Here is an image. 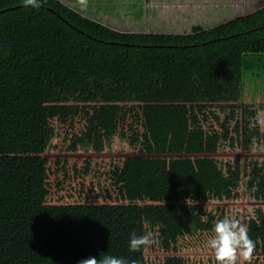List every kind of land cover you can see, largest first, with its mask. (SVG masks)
<instances>
[{
	"label": "trees",
	"instance_id": "16d2710c",
	"mask_svg": "<svg viewBox=\"0 0 264 264\" xmlns=\"http://www.w3.org/2000/svg\"><path fill=\"white\" fill-rule=\"evenodd\" d=\"M39 4L0 0V264H146L144 247L129 250L133 231L171 251L162 264H184L179 238L224 218L202 202L240 192L264 202L263 158L215 154L264 141V101L235 103L264 80V4L185 33L119 31L61 0ZM96 94L104 100L89 103ZM76 115L94 149L115 136L137 149L109 168L115 201L43 203L53 123ZM244 223L264 249V210Z\"/></svg>",
	"mask_w": 264,
	"mask_h": 264
},
{
	"label": "rangeland",
	"instance_id": "374dc122",
	"mask_svg": "<svg viewBox=\"0 0 264 264\" xmlns=\"http://www.w3.org/2000/svg\"><path fill=\"white\" fill-rule=\"evenodd\" d=\"M62 2L78 13L119 31L158 30L165 33H185L199 27L212 26L264 4V0H130L128 3L121 0L113 5L111 0H106V3L100 0H87L86 5L82 4L81 0H75L73 3ZM126 4L137 8L140 5V12L135 13V16L140 15V17L132 19L129 15H124ZM113 6L116 8L114 9ZM253 86L256 87V92L253 91V96L254 94L256 96L253 99L247 97L235 99L240 109L245 103L255 109L263 103L264 80H255ZM103 100V97L96 94L89 103ZM263 115L264 106L256 114L260 129L264 126ZM238 118H241V111ZM85 120V117L76 115L72 121L67 119L60 125L54 121L57 133L42 153L46 175L43 203L116 200L115 189L109 179V168L112 163L119 162L124 156L136 152L137 149H130L125 140L117 136L111 140L110 146L104 145L101 150L94 149L85 140L83 132ZM263 142L262 140L258 146L252 145L248 150L243 149L240 142L235 149L226 146L224 150L215 154L223 160L238 158L242 161L243 158L249 157L264 159ZM216 204L222 208L224 217L234 215L243 223L245 218L251 215L254 207L259 206L264 210V202H253L241 192L237 197L202 202L205 208ZM213 229L179 238L172 252L180 254L184 264H217L215 255L208 245V241L214 236ZM170 252L163 250L157 244L145 246L143 249L146 264H162V257ZM251 264H264L263 248H255Z\"/></svg>",
	"mask_w": 264,
	"mask_h": 264
},
{
	"label": "clouds",
	"instance_id": "9594fccd",
	"mask_svg": "<svg viewBox=\"0 0 264 264\" xmlns=\"http://www.w3.org/2000/svg\"><path fill=\"white\" fill-rule=\"evenodd\" d=\"M82 4L87 0H81ZM24 6L39 7V0H24ZM214 236L208 245L215 255L217 264H251L256 242L249 236L248 225L236 216H225L217 219L214 225ZM159 243L151 231L137 235L134 231L130 234L129 250L136 252L145 246ZM78 264H137V261H127L125 258L105 255L102 258L89 257L81 259Z\"/></svg>",
	"mask_w": 264,
	"mask_h": 264
},
{
	"label": "crops",
	"instance_id": "0c3cea01",
	"mask_svg": "<svg viewBox=\"0 0 264 264\" xmlns=\"http://www.w3.org/2000/svg\"><path fill=\"white\" fill-rule=\"evenodd\" d=\"M61 1H69L70 3H73V1L75 0H61ZM102 1L103 3H106V0H100ZM121 0H111V4H116L117 2H120ZM124 3H128L130 0H122ZM137 3V2H136ZM133 6V7H132ZM126 7L127 9L124 11V15H129L132 19H136L138 17H140V15L138 16H135V13H139L140 12V8L141 6L139 5V8H137L136 6L134 5H130V4H126ZM113 8L115 9L116 7L113 6ZM110 10V9H109ZM133 31H140V30H133ZM158 31V30H156ZM162 32V31H160Z\"/></svg>",
	"mask_w": 264,
	"mask_h": 264
},
{
	"label": "water",
	"instance_id": "95a60500",
	"mask_svg": "<svg viewBox=\"0 0 264 264\" xmlns=\"http://www.w3.org/2000/svg\"><path fill=\"white\" fill-rule=\"evenodd\" d=\"M60 18H62V17H60ZM62 20H63V18H62Z\"/></svg>",
	"mask_w": 264,
	"mask_h": 264
}]
</instances>
